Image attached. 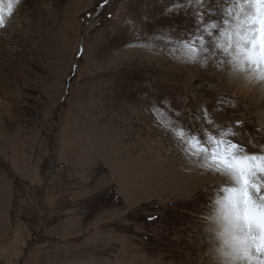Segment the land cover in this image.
<instances>
[{
	"label": "rangeland",
	"instance_id": "1",
	"mask_svg": "<svg viewBox=\"0 0 264 264\" xmlns=\"http://www.w3.org/2000/svg\"><path fill=\"white\" fill-rule=\"evenodd\" d=\"M101 2L21 0L0 28V264H224L228 185L160 124L195 131L207 105L264 147V92L198 21L232 0Z\"/></svg>",
	"mask_w": 264,
	"mask_h": 264
},
{
	"label": "snow or ice",
	"instance_id": "2",
	"mask_svg": "<svg viewBox=\"0 0 264 264\" xmlns=\"http://www.w3.org/2000/svg\"><path fill=\"white\" fill-rule=\"evenodd\" d=\"M20 2L7 0L5 8V0H0V28L6 27L7 18ZM110 2L102 0L96 7L106 8ZM196 3L203 6V0ZM198 21L205 24L203 32L209 38L219 33L215 46L230 58L226 63L238 69L233 72V79L247 78L264 92V0H232L221 24L206 23L203 14ZM183 48L187 59L196 61L205 50V36L190 38ZM165 105L167 100L161 107ZM234 106L232 100L220 94L214 110L225 111ZM212 111L207 105L199 110L202 126L195 131L180 124L160 126L176 137L188 156L202 158L201 167L221 176V183L228 185L216 200L217 218L223 222L219 234L223 243L216 251L228 258L224 264H264V147L238 139L241 133L236 129L242 130L244 121L236 119L231 125H218Z\"/></svg>",
	"mask_w": 264,
	"mask_h": 264
}]
</instances>
